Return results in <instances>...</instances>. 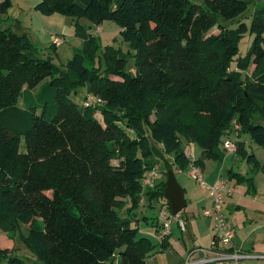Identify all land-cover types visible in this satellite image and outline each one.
Returning a JSON list of instances; mask_svg holds the SVG:
<instances>
[{
  "label": "trees",
  "instance_id": "16d2710c",
  "mask_svg": "<svg viewBox=\"0 0 264 264\" xmlns=\"http://www.w3.org/2000/svg\"><path fill=\"white\" fill-rule=\"evenodd\" d=\"M248 7L244 0H40L34 11L73 19L83 40L65 70L40 58L26 34L0 27V229L19 233L40 264H112L115 255L118 264H146L150 244L132 224L155 156L172 157L166 174L171 161L187 167L183 135L202 158L221 161L232 121L237 138L248 134L264 147V7L245 23ZM11 8L12 0H0V22ZM80 19L118 27L134 51L133 73L126 56L100 48ZM247 33L253 38L240 56ZM79 89L104 104L102 122L95 107L73 100ZM236 154L257 166L238 141ZM165 184L145 192L150 202L164 199ZM167 245L165 237L160 246ZM0 262L26 264L1 247Z\"/></svg>",
  "mask_w": 264,
  "mask_h": 264
},
{
  "label": "rangeland",
  "instance_id": "374dc122",
  "mask_svg": "<svg viewBox=\"0 0 264 264\" xmlns=\"http://www.w3.org/2000/svg\"><path fill=\"white\" fill-rule=\"evenodd\" d=\"M40 0H12V8L8 11L9 19L3 18L0 22V27H9L11 30L19 35L26 34L30 41L33 43L37 49L38 56L42 59H50V61L56 66L60 67L62 70L67 68L66 64L71 59L74 51L76 49L81 50L83 43L81 37L74 38V22H72L69 17H61L55 15L53 18H60V20H65L63 25L60 27L58 24L55 27L52 20L47 16H43L38 12L34 11V6ZM192 3L200 4L202 0H190ZM249 3L248 10L246 14L243 15L242 20L245 23H249V20L254 12V10L263 8L264 2L262 0H244ZM82 25L90 26V32L93 37L98 41L100 48H103L107 45H112L114 49L119 51L122 55L127 58L126 72L133 73V49L124 41H122L119 35L118 27L110 21H105L98 27L91 24L86 19L81 20ZM54 29V30H53ZM54 31V32H53ZM54 33V34H52ZM56 33V34H55ZM211 33L216 34L217 30L213 29ZM50 34L59 36L64 41L57 47H51V41L49 40ZM252 36L249 33L239 42V55L244 56L249 49V46L252 41ZM78 93L73 97L74 101L86 105L87 107H95L96 113L95 117L102 122L103 113L102 110H105V106L101 101H98L95 98H92L86 94L85 89H79ZM108 112H111L110 110ZM118 114L117 112H113ZM110 114V113H108ZM121 118V117H120ZM153 115L151 119H153ZM122 129L125 131L126 136L130 140H136V134L124 127V124L119 123ZM180 142L182 147L189 146L191 150V155L193 159L204 162L206 159L202 158L200 146L196 143L190 142L186 139L185 136L179 135ZM225 139V136H222L221 142L219 144V149L222 151L223 156L228 155L223 150L222 143ZM231 139H235L233 136ZM240 142L249 143L252 142L248 134L240 135ZM154 159L157 160L156 176L159 174L163 181L166 182V168L164 167V162L172 160L169 156L163 155L155 156ZM208 163H213L211 160H207ZM116 164V162H113ZM201 164V163H200ZM170 167L172 172L175 175L177 183L182 189L185 190V200L187 205L200 201L205 196V190L191 177L189 176L188 166L180 170L177 168L176 164L173 161L170 162ZM206 167L210 170L211 166L206 164ZM205 181V180H204ZM206 182V181H205ZM165 199V198H164ZM163 199V200H164ZM161 200V201H163ZM148 208H140L137 211L136 217L138 222L134 220L132 225H135L138 229V236L148 240L150 247L146 254V264H183L184 256L181 255L180 250L178 249L179 245H185L186 250L189 251L193 246H199L205 249L210 247L212 242L213 230L211 228V221L203 217L194 218L192 217L186 223V231H180L177 226L176 221H172L170 226V240L169 244L165 249H162L159 241L156 237V228H155V218L158 215L159 204L153 202ZM158 203H161L160 200ZM184 211V210H183ZM183 211L181 213H183ZM125 211L121 212V216H125ZM142 214V216L140 215ZM204 221V222H203ZM27 230L25 227L20 229V234H26ZM6 240L12 242V247L9 248V255L18 257L22 259L26 264H40L35 259L34 255L26 246L25 242L19 237V233L14 234L13 237H9L0 229V244L2 247H7L5 244Z\"/></svg>",
  "mask_w": 264,
  "mask_h": 264
},
{
  "label": "crops",
  "instance_id": "0c3cea01",
  "mask_svg": "<svg viewBox=\"0 0 264 264\" xmlns=\"http://www.w3.org/2000/svg\"><path fill=\"white\" fill-rule=\"evenodd\" d=\"M55 15L57 14L47 17H49V19L53 21L52 23L55 24V27L58 23V25L61 27L65 20H60V18H53L55 17ZM5 19H9V16ZM71 20L72 22H74L73 19ZM81 20L82 19H80L78 23L82 26L83 30L86 31V34L92 35V33L90 32V26L82 25ZM102 24L96 26L101 27ZM52 34H50L49 36L50 41L52 37L55 36ZM77 37L78 36L74 29V38L76 39ZM81 42L83 43V40ZM76 51L80 50L76 49ZM237 139L238 142H240V137ZM240 143L243 144V150L246 154L254 155L255 159L257 160L256 167L248 164L240 154L228 153V155L224 156L221 161H213V163H208L206 162L208 159H206L204 162H201L199 168L202 172V178L206 181V183L212 184L215 180L222 179L227 182L228 188L232 190V196L227 199L226 208L228 212V221L230 222L234 231V247L243 253L264 257V147L256 145L253 141L249 143ZM206 164H209V166H211L210 170L208 169V167H206ZM235 175L245 179L250 178V181L238 182L234 177ZM161 182H163V179L159 174H157V176L153 180V187L154 185ZM148 189L150 188H144L142 190L143 196L141 197L138 209L148 208L151 204H154L153 202H150L148 197L146 196L145 192ZM183 191L185 196V190L183 189ZM205 196L206 197H204L200 201H196L189 206L186 203V207L183 213H180L181 218L184 221L187 222L189 218L191 219L192 217H202L203 210L210 207L211 205V199L207 196L206 192ZM161 200L163 199H160L161 203L157 202V204H159V209L165 199L163 201ZM164 202L167 201L165 200ZM138 209L134 211V220L136 222H138L139 220L136 217ZM140 215L142 216V214ZM208 219L211 221L210 230H212V219ZM166 239L167 243L169 244L170 234L166 237ZM5 244H7L8 248L2 247L1 244L0 247L3 249H9L12 247V242L10 240H6ZM178 247L181 255H186L188 251L186 250L185 245H179ZM0 264H5V262H0ZM112 264H118L117 255L113 257ZM241 264H264V258L246 259L242 261Z\"/></svg>",
  "mask_w": 264,
  "mask_h": 264
},
{
  "label": "built area",
  "instance_id": "2783aa9c",
  "mask_svg": "<svg viewBox=\"0 0 264 264\" xmlns=\"http://www.w3.org/2000/svg\"><path fill=\"white\" fill-rule=\"evenodd\" d=\"M264 2V0H262ZM59 36H53L51 45L55 48L63 43ZM239 125L232 121L231 126L225 131V139L222 143L223 150L229 154H235L237 151V135ZM235 139H231V137ZM183 154L188 160L189 176H191L207 196L211 199V205L202 212L204 217L211 218L213 222L212 242L208 249L193 246L185 255L183 264H241L242 261L250 258H264L263 256L243 253L233 245L234 231L228 221V212L226 202L232 196V190L228 188L227 182L222 179L215 180L212 184L206 183L202 178V172L195 165V159L191 155L189 146L183 147ZM156 177V170L147 172L141 180L142 189L152 188L153 180ZM165 201V200H164ZM160 206L156 217V237L159 243H162L165 237L170 234L172 221H176L180 231H185L186 223L178 215H172L166 202Z\"/></svg>",
  "mask_w": 264,
  "mask_h": 264
},
{
  "label": "water",
  "instance_id": "95a60500",
  "mask_svg": "<svg viewBox=\"0 0 264 264\" xmlns=\"http://www.w3.org/2000/svg\"><path fill=\"white\" fill-rule=\"evenodd\" d=\"M163 194L169 204L172 215H178L185 209L186 200L184 198V191L177 183L172 171H168L166 174V184Z\"/></svg>",
  "mask_w": 264,
  "mask_h": 264
}]
</instances>
